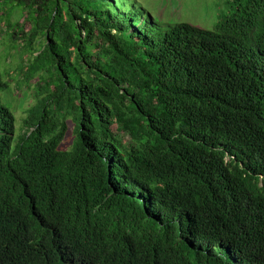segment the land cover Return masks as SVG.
<instances>
[{"label":"trees","instance_id":"16d2710c","mask_svg":"<svg viewBox=\"0 0 264 264\" xmlns=\"http://www.w3.org/2000/svg\"><path fill=\"white\" fill-rule=\"evenodd\" d=\"M123 3L0 0L39 78L18 133L0 70V264H264V0Z\"/></svg>","mask_w":264,"mask_h":264},{"label":"rangeland","instance_id":"374dc122","mask_svg":"<svg viewBox=\"0 0 264 264\" xmlns=\"http://www.w3.org/2000/svg\"><path fill=\"white\" fill-rule=\"evenodd\" d=\"M120 3L121 0H117ZM122 10L132 8L136 12H143L142 19L151 17V20L158 25L168 26L173 23H189L193 26L213 30L218 22L220 12L226 11V0H122ZM20 13H15L12 22L18 21ZM21 45V44H20ZM19 45V47H20ZM14 48L8 36L6 27H2L0 33V70L5 80L11 82L9 90L1 92L4 102L16 116V128L20 133L23 119L27 116L28 110L36 103L34 86L39 78L27 84L23 75L19 72L22 64H28V56L23 55V49ZM74 124L69 122V130L66 140L61 149H70L73 141ZM128 138V137H127Z\"/></svg>","mask_w":264,"mask_h":264}]
</instances>
